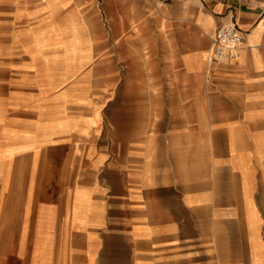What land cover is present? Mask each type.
<instances>
[{
  "label": "crops",
  "instance_id": "crops-1",
  "mask_svg": "<svg viewBox=\"0 0 264 264\" xmlns=\"http://www.w3.org/2000/svg\"><path fill=\"white\" fill-rule=\"evenodd\" d=\"M74 1L0 0V264H264V0H158L181 93L100 118ZM235 21L239 57L214 59Z\"/></svg>",
  "mask_w": 264,
  "mask_h": 264
},
{
  "label": "rangeland",
  "instance_id": "rangeland-1",
  "mask_svg": "<svg viewBox=\"0 0 264 264\" xmlns=\"http://www.w3.org/2000/svg\"><path fill=\"white\" fill-rule=\"evenodd\" d=\"M162 13L158 0H76L67 7L63 31L67 45L72 40L77 48L78 90L99 118L108 97L121 98L127 111L149 116L151 108L154 114L165 110L168 93H181V87L165 85L167 78H182L167 64L171 58L165 51L151 54L152 47L166 46L167 24L157 21ZM94 121L100 127L101 120Z\"/></svg>",
  "mask_w": 264,
  "mask_h": 264
},
{
  "label": "built area",
  "instance_id": "built-area-1",
  "mask_svg": "<svg viewBox=\"0 0 264 264\" xmlns=\"http://www.w3.org/2000/svg\"><path fill=\"white\" fill-rule=\"evenodd\" d=\"M243 33L237 22L218 26L212 37L211 56L218 60H234L239 57Z\"/></svg>",
  "mask_w": 264,
  "mask_h": 264
}]
</instances>
